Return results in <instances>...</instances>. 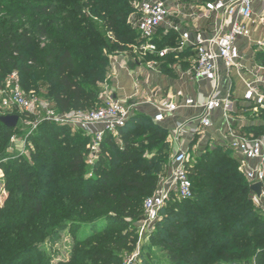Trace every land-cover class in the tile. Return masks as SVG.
<instances>
[{
    "label": "trees",
    "instance_id": "obj_1",
    "mask_svg": "<svg viewBox=\"0 0 264 264\" xmlns=\"http://www.w3.org/2000/svg\"><path fill=\"white\" fill-rule=\"evenodd\" d=\"M130 2L0 0V87L8 74L17 71L23 90L24 81L35 84V91L38 86L49 88L51 102L59 113L98 107L111 56L131 51L139 37L128 21L129 14L135 12ZM24 20L30 29L24 27ZM174 37L177 34L169 31L162 40H156L157 46H170ZM150 56L167 68L168 60L176 55ZM17 115L20 119L33 118L30 113ZM119 133V139L105 135L101 144L103 153L93 165L94 177L87 178L83 173L91 138L55 122L39 124L27 139L35 144L32 156L37 167L51 173L32 171L23 157L5 169L9 194L7 209L0 208V264H10L36 250L43 240L55 242L60 232L71 231L75 226L83 228L112 218L114 213L137 215L142 198L158 190L173 153L168 131L146 115H132ZM254 133L260 135L256 130ZM14 134V128L0 121V144ZM224 148H214L208 158L188 160L193 197L186 200L171 197L161 211L164 221L158 228L164 236L156 241L167 249L169 264H264V216H260L261 221L254 218L248 223L255 226L248 235L241 230V225L251 217L247 212L237 214L251 204L253 192L239 170L238 161ZM59 167L65 169L55 178L54 172ZM40 176L51 181L59 199L54 206L59 217L49 214L48 222L53 218L59 222L36 229L11 217L20 206L24 208L21 201L25 198L33 216L45 212L38 198L39 189H35ZM94 212L100 214L84 219ZM29 220L33 221L31 217ZM115 233L116 230L112 235ZM243 236L244 239H238ZM111 240L104 243L132 251L129 236L121 240L112 236ZM147 263H152L149 257Z\"/></svg>",
    "mask_w": 264,
    "mask_h": 264
},
{
    "label": "built area",
    "instance_id": "obj_2",
    "mask_svg": "<svg viewBox=\"0 0 264 264\" xmlns=\"http://www.w3.org/2000/svg\"><path fill=\"white\" fill-rule=\"evenodd\" d=\"M138 1L135 28L142 40L144 54L150 52L164 57L169 53L167 48L158 50L153 42L159 28L168 25L179 33L183 46L181 50L189 48L195 51L194 77L214 84L211 94L203 101L194 98H187L182 104L165 101L154 116L155 122L164 121L166 112L176 111L181 106H202L204 114L200 119V126L204 128L211 126V115L217 109H223L228 117L233 102L230 94L223 97L218 88L220 62L223 63L228 73L236 71L239 74L244 84V105L253 111L264 112V63H259L252 69L246 68L244 65L246 55L241 48L244 45L257 53H264V0H198L197 5L202 11L200 16H212L220 20L218 27L211 33L202 30L192 33L191 30L170 21L171 2L178 5L182 0ZM193 15L196 14L193 13ZM151 66L157 67L158 62L151 61ZM0 94L3 95L0 102L1 107L16 109L21 113L36 115L37 108L42 103L38 98L26 94L21 87L17 71L11 72L6 77L4 85L0 87ZM45 108L47 110L45 121L82 131L91 138L92 141L88 148L92 163L101 151L105 135L108 133L119 139L120 128L124 127L133 115L130 106L112 97H107L100 106L94 109L71 110L57 113L55 116L51 115L49 105ZM34 127L36 128L37 124ZM183 128L184 125L178 123L176 131L180 132ZM33 130L25 136L13 135L10 140L18 150L23 152L27 138ZM229 139L230 142L224 147L238 161L240 172L250 184L263 183L261 197L257 198L254 193L252 197L264 211V134L238 135L234 130H230ZM187 161L188 152L185 150H178L173 155L170 187L168 189L163 186L158 188L155 194L144 201L143 229L150 227L160 219L161 211L171 197L183 200L193 197V186L188 174Z\"/></svg>",
    "mask_w": 264,
    "mask_h": 264
},
{
    "label": "rangeland",
    "instance_id": "obj_3",
    "mask_svg": "<svg viewBox=\"0 0 264 264\" xmlns=\"http://www.w3.org/2000/svg\"><path fill=\"white\" fill-rule=\"evenodd\" d=\"M138 2V0H131L130 2V5L131 7H133V10H135V12L129 14L128 21L133 28H135L137 23L136 17L138 16L139 8ZM174 4L175 7H172V10H177V3L171 2V5L174 6ZM22 23L24 24V27L26 29L31 28L30 24L27 21L24 20L22 21ZM162 35H164V32L161 31V36ZM156 40L158 39L155 38L153 42L158 45V43H156ZM136 41L137 42H135L133 49L131 51L129 49L127 50V55L132 61L134 59H137L143 61L144 63H148L149 61H151L150 54L152 53L147 52L144 54L141 44L142 40L140 39V37H138ZM172 41V43H174L173 45L170 42V46H157L158 50L167 48L169 50V53H173L178 56L181 53V48H183V46L180 42V39L178 38L174 37ZM176 56H172L171 59L168 60V62L166 63L167 67L169 62L173 63L178 61L179 58H176ZM34 85L35 84L33 83L29 85L26 81H24L23 83L24 90L27 92L26 94L31 97L38 98V100L42 102L43 105L41 103L38 106V113L36 115H33V118L20 119L17 127L14 128V135L24 136V134L35 128V124H37L38 127L40 123L44 122V119L47 115V110L45 108L46 105H49V110L52 116H55L57 115V113H59L54 104L51 102L52 100L49 96L48 91L49 88L38 86L35 91L33 90L36 88L34 87ZM2 98L3 95L0 94V102ZM103 101L104 100H99V103H97L96 106H100ZM5 112H15L16 114H21L16 109H5L0 105V114L3 115V113ZM241 113L245 117V121L253 123V126L250 130H256L260 134L264 133V113L253 111L252 109L247 107H244V109L241 110ZM36 128L33 130V132L36 130ZM91 141L92 140L90 139L89 144ZM89 144H87V148ZM217 147L220 146H215L214 148ZM214 148L207 147L206 144H201L200 147H194L193 145H191L188 150V160L196 161L198 159H204V157L208 158L212 154L211 151ZM35 150V144L33 143V141H28V139L23 152L21 150H18L7 137H5L2 141V144H0V208L7 209L6 204L9 194V188L6 186L7 177L5 169H7L10 164L19 157H23L22 160L24 161V163L31 164L32 171L38 170L42 174L46 173L47 175H50L49 173H51V170L37 167V162L33 159L32 156V152H34ZM89 152L90 149L88 148V154L85 156L87 167H85L83 176L85 175V177L87 178H92L95 174L93 165L100 159V156L103 153V149L101 148L98 157H96L93 163L91 162V158L89 157ZM228 154L229 156L232 155L231 152H228ZM148 155L150 157L152 156V154ZM171 165L172 161H170L169 166H165L164 171L161 175L162 177L169 174ZM63 169L65 168L59 167L56 171L54 170L55 178L57 176V173H60ZM36 181L38 183L35 189H39L38 198L41 200L45 212L33 216V210H30L28 208V199L25 198L21 201L24 208H21L20 206L16 210V212H14L11 219L17 220L21 223H24L25 225H30V227L36 229H40L44 226H56L57 222H59V219L53 218L54 216H52L53 220L48 222L49 214L57 215L59 217V214L56 213V210L54 208V206L57 204V200H59L57 198L58 194L54 190L55 187H53L51 181L47 180L43 176L38 177ZM151 195L153 194L145 195L142 198V204L136 210L137 215L133 217L114 213L113 217L107 220L95 221L94 223L85 225L83 228L79 229L77 226H75L71 231L67 229L58 234L55 242L51 243L49 240H43V242L41 241L40 246H37L38 248L36 250L25 254L23 257H20L10 264H169L170 261L167 249L164 247V245H161L156 241V239H158L159 237L164 236V234H161L162 232H159L158 228L159 224L164 221L163 215L161 214L160 219L150 227H146L145 229H143L142 227L145 221L144 199ZM247 200L248 198L245 200V202ZM230 201H232V198H230ZM202 209H204V207H202ZM244 212L249 213L251 217L248 222L241 225V230L245 231L246 235H248L255 229V226H253V224L249 225L248 223H250L254 218H257L259 219V221H261L260 216H264V211L260 207L259 203L251 198V204L246 206L244 210L237 214V216L241 215ZM99 214V212H94L92 215L87 216L84 219H91L92 217ZM29 217H31L33 221H30ZM11 219L9 221H11ZM114 230H116V233L112 235ZM126 235L131 239L128 242V245H130L132 249L131 252L116 249V247L113 245L114 243H104L107 240L113 242L111 240L112 236H115L117 239L121 240L122 237H125ZM244 238L245 236L238 239ZM79 240L82 241L81 245L79 244ZM102 252L106 253L105 257H100L99 254ZM147 257L152 260V263H147Z\"/></svg>",
    "mask_w": 264,
    "mask_h": 264
},
{
    "label": "crops",
    "instance_id": "obj_4",
    "mask_svg": "<svg viewBox=\"0 0 264 264\" xmlns=\"http://www.w3.org/2000/svg\"><path fill=\"white\" fill-rule=\"evenodd\" d=\"M197 3L198 0H182L177 5V10H172L170 21L191 30L192 33L197 30L211 33L218 27L220 20L212 16H200L202 11ZM172 7H175V4ZM193 13L196 15L194 16ZM161 31L164 32L162 36ZM169 31L176 33L179 39V33L168 25L159 28L155 38L162 40ZM241 48L246 55L244 60L246 68L252 69L257 64L264 63V53H257L244 45ZM194 52L189 48L182 50L181 54H184L176 56L179 58L178 61L169 62L167 68H162L164 64L160 66V62L156 59L151 61H157V67L151 66V61L148 63L137 59L132 61L127 52L111 56L107 80L101 84L102 100L107 97L115 98L130 106L133 115L143 114L152 119L165 101H174L179 104L187 98L203 101L211 94L214 84L194 77ZM218 88L221 96L230 94L233 102L228 117L223 109H217L211 115V126L204 128L200 126V119L204 114L202 106H181L176 111L166 112L164 121L157 123L168 131L173 155L178 150L188 152L191 145L200 147L201 144H206L210 148L224 147L230 142V130H234L238 135L255 134L254 130H250L253 123L245 121L241 113V110L246 107L243 103L244 84L239 74L236 71L228 73L222 62L219 63ZM178 123L184 125L180 132L176 131ZM170 177L171 166L169 174L161 176L158 188L163 186L168 189Z\"/></svg>",
    "mask_w": 264,
    "mask_h": 264
},
{
    "label": "water",
    "instance_id": "obj_5",
    "mask_svg": "<svg viewBox=\"0 0 264 264\" xmlns=\"http://www.w3.org/2000/svg\"><path fill=\"white\" fill-rule=\"evenodd\" d=\"M0 121L8 128H16L20 121V116L17 114H3L0 115ZM262 189V182H257L250 185L251 192H253L257 198L261 197Z\"/></svg>",
    "mask_w": 264,
    "mask_h": 264
}]
</instances>
